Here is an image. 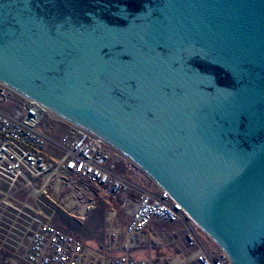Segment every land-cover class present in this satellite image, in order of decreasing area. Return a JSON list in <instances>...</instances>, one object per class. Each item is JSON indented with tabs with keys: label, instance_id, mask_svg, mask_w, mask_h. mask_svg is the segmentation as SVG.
<instances>
[{
	"label": "water",
	"instance_id": "95a60500",
	"mask_svg": "<svg viewBox=\"0 0 264 264\" xmlns=\"http://www.w3.org/2000/svg\"><path fill=\"white\" fill-rule=\"evenodd\" d=\"M115 23L0 0V85L113 148L231 264H264V0H136Z\"/></svg>",
	"mask_w": 264,
	"mask_h": 264
},
{
	"label": "built area",
	"instance_id": "2783aa9c",
	"mask_svg": "<svg viewBox=\"0 0 264 264\" xmlns=\"http://www.w3.org/2000/svg\"><path fill=\"white\" fill-rule=\"evenodd\" d=\"M16 97L21 103L13 106ZM46 115L50 114L37 103L0 85V264L101 262L75 235L55 225L54 210L42 201L58 195L62 187L79 208L84 206V215L77 214L80 220L98 201L123 197L121 208L131 207L123 254L104 264H157L130 255L135 243L144 242L148 229L150 237L156 235L153 244L165 237L151 228L155 223L179 226L195 264H231L221 251L206 248L192 219L168 192L156 185L145 188L116 171L117 163L126 166V158L72 124L67 123L59 138L51 136L42 128ZM108 215L111 224L116 213Z\"/></svg>",
	"mask_w": 264,
	"mask_h": 264
},
{
	"label": "rangeland",
	"instance_id": "374dc122",
	"mask_svg": "<svg viewBox=\"0 0 264 264\" xmlns=\"http://www.w3.org/2000/svg\"><path fill=\"white\" fill-rule=\"evenodd\" d=\"M20 103L21 98L16 97L13 106ZM42 125V128L55 138H59L68 128L66 122L55 119L51 114L44 117ZM116 171L138 185L145 188H155V184L129 160L125 167L122 162L117 163ZM41 199L54 210L53 222L55 225L71 232L82 241L86 248L93 251L94 254H98L101 259L99 264H104L110 257L123 254L122 248L129 240L125 234V226L129 220L128 211L131 209V207L126 210L121 208L123 197L111 203L98 201L96 208L88 213L85 220L78 219L77 214L71 212L77 210L79 205L76 200L71 198L69 191L63 187L58 195L53 193L50 199L44 197ZM71 201L75 205H72V209H68L67 205ZM110 211L116 213V218L110 221L111 224L107 221L110 218L108 215ZM151 228L155 231L164 232L165 237H161L159 243L153 244L157 238L156 235H153L154 238L150 237L151 229H148V232L141 238L144 242L135 243L130 250V255L138 259H152L157 264H195L191 251L185 250L186 243L183 232L178 225L155 223ZM198 232L207 249L220 252V248L213 241L201 231L198 230ZM113 233H116V238L112 236ZM170 233H174V236L166 235Z\"/></svg>",
	"mask_w": 264,
	"mask_h": 264
},
{
	"label": "flooded vegetation",
	"instance_id": "af4514ba",
	"mask_svg": "<svg viewBox=\"0 0 264 264\" xmlns=\"http://www.w3.org/2000/svg\"><path fill=\"white\" fill-rule=\"evenodd\" d=\"M37 12L47 19H71L79 24H91L101 19L109 24L118 21L119 7L126 11L140 9L136 0H32Z\"/></svg>",
	"mask_w": 264,
	"mask_h": 264
},
{
	"label": "bare ground",
	"instance_id": "6f19581e",
	"mask_svg": "<svg viewBox=\"0 0 264 264\" xmlns=\"http://www.w3.org/2000/svg\"><path fill=\"white\" fill-rule=\"evenodd\" d=\"M74 204V202H70L68 205H67V208L68 209H72V205ZM75 205V204H74ZM72 213H76V214H80V215H84V206H81L80 208H78L77 210H73L71 211ZM71 213V214H72Z\"/></svg>",
	"mask_w": 264,
	"mask_h": 264
},
{
	"label": "trees",
	"instance_id": "16d2710c",
	"mask_svg": "<svg viewBox=\"0 0 264 264\" xmlns=\"http://www.w3.org/2000/svg\"><path fill=\"white\" fill-rule=\"evenodd\" d=\"M58 221V220H57ZM66 223V222H65ZM63 224H64V222H63ZM67 224V223H66Z\"/></svg>",
	"mask_w": 264,
	"mask_h": 264
}]
</instances>
